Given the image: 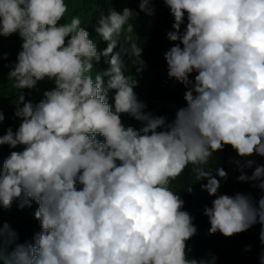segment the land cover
I'll return each instance as SVG.
<instances>
[{"label": "clouds", "instance_id": "clouds-1", "mask_svg": "<svg viewBox=\"0 0 264 264\" xmlns=\"http://www.w3.org/2000/svg\"><path fill=\"white\" fill-rule=\"evenodd\" d=\"M163 3L174 18L167 39L178 42L164 53L167 75L187 89L172 120L146 112L134 91L129 64L137 74L145 65L126 33L139 12H101L100 50L78 16L65 21L66 0H0V36L18 33L23 41L8 73L21 123L0 136V146H24L0 164V207L35 201L41 229L19 243L0 223V264H215V256H190L197 228L171 187L186 171L214 197L203 211L210 235L260 224L264 245V195L218 194L228 173L213 172L216 154L230 146L241 158L232 161L237 181L264 192V165L248 159L264 157V0ZM138 7L155 15L153 0ZM102 58L108 67L98 71ZM46 78L55 86L37 103L26 100L22 90ZM124 114L142 126H125Z\"/></svg>", "mask_w": 264, "mask_h": 264}, {"label": "trees", "instance_id": "trees-1", "mask_svg": "<svg viewBox=\"0 0 264 264\" xmlns=\"http://www.w3.org/2000/svg\"><path fill=\"white\" fill-rule=\"evenodd\" d=\"M98 2L104 12H107L109 7H114L117 11L122 10L124 7H129L139 12L138 17L134 15L131 21L134 24L137 35L135 43L142 48V60L147 70L152 74V78L144 89V93L154 103V116H166L169 120H172L176 110L186 106L184 93L187 89L184 85L174 79H170L167 75L168 66L164 59V53L174 46L175 43H178L167 39L166 34L172 30L171 26L174 22L169 8L163 3V0H153L155 15L148 17L139 11L138 0H100ZM104 67L107 68L108 66L105 64ZM195 75L196 73H193L190 79H194ZM236 155V152L230 146H225L222 152L216 154L217 164L213 166V172H215L216 167H222L228 173V179L220 181L221 187L218 194L234 195L237 192L242 193L245 183H247L258 197L264 195V192H261L258 188L251 187L249 182L237 181L236 177L240 174L237 167L231 168L229 166L230 159ZM193 180L194 177L190 176L189 172L186 171L172 182L171 187L174 191H177V194L184 201L182 210L187 211L193 217V224L197 228V233L187 241V244L192 249L190 254L196 255L200 259L214 254L215 242H227L234 236L225 237L219 232L212 235L209 234L210 224L208 217L203 214V211L205 206L211 207L214 197L201 190L200 185L206 183V181L192 183ZM190 183H192L191 193L185 190ZM40 230L20 235L18 242L30 241L34 233ZM243 238L246 240V245L251 246L250 251H245L244 264H260V248L263 246L260 239H253L247 237V235Z\"/></svg>", "mask_w": 264, "mask_h": 264}, {"label": "rangeland", "instance_id": "rangeland-1", "mask_svg": "<svg viewBox=\"0 0 264 264\" xmlns=\"http://www.w3.org/2000/svg\"><path fill=\"white\" fill-rule=\"evenodd\" d=\"M98 1L100 0H66L69 11L66 14L65 21H70L73 16H78L82 21L81 26L86 28L90 33V38L97 41L98 48L102 50L106 47V43L100 41V37L97 36L94 31L100 13L104 12L99 6L101 4H99ZM104 13H106V11ZM65 21H61V23ZM126 35L131 37L132 42H136L137 35L135 33V28L133 33H126ZM22 42L23 41L18 33H15L10 37L0 36V110L3 111L5 116L4 122L0 124V136L6 134L9 127L15 132L21 123V120L15 117L14 114L16 105L13 102L17 99V90H15L9 82L8 73L10 67L16 63ZM5 54L7 55L6 59L3 58ZM125 62L129 63L127 58H125ZM105 64L106 63L102 58L101 62L95 67L98 71H102L107 69L104 67ZM129 68L138 80V86L134 89L138 99L146 104V112L153 111L154 103L151 98L144 93V89L148 82H150L152 74L147 70L146 65L144 70L138 74L136 73L135 67H132L129 64ZM54 86V81L46 78L45 80L38 82L35 89H24L22 91L25 94L26 100L37 103L43 98V93L46 90H51ZM112 95L113 93L110 92V98ZM122 122L125 126H132L136 129H139L142 126L141 122L136 121L126 114L122 115ZM23 148V145H19L15 149L10 148L8 145L0 146V164H2L3 160L10 155L11 151H22ZM237 159L241 158L236 155L230 159L229 163L231 168L236 166L232 161ZM242 193L251 194L254 199H259L247 183H245L244 191ZM17 204L18 202L14 201L10 209H3L0 207V223L7 222L18 233V237L20 235H25L27 232L40 229L39 221L34 218V211L38 207V204L33 201L31 207H25L24 209H19ZM260 230L261 225L256 224L249 230L234 235V237L227 242H215V252L212 255L216 257L215 264H244L245 247L247 245L246 240L243 237L247 235V237L253 239L259 238ZM262 251H264V245L260 248V254ZM190 256L199 259L194 254H190Z\"/></svg>", "mask_w": 264, "mask_h": 264}, {"label": "built area", "instance_id": "built-area-1", "mask_svg": "<svg viewBox=\"0 0 264 264\" xmlns=\"http://www.w3.org/2000/svg\"><path fill=\"white\" fill-rule=\"evenodd\" d=\"M248 159H253L256 162V164L264 165V157H261V156H258V155H254L252 157H249ZM229 166L231 167L230 163H229ZM246 172H247V175L250 176L251 172H252V169H246ZM249 185L251 187H253L251 182H249Z\"/></svg>", "mask_w": 264, "mask_h": 264}, {"label": "water", "instance_id": "water-1", "mask_svg": "<svg viewBox=\"0 0 264 264\" xmlns=\"http://www.w3.org/2000/svg\"><path fill=\"white\" fill-rule=\"evenodd\" d=\"M149 113H151L152 115H154V111H149Z\"/></svg>", "mask_w": 264, "mask_h": 264}]
</instances>
